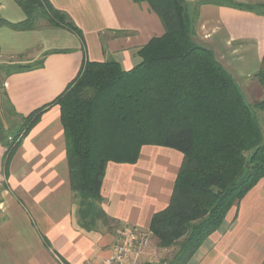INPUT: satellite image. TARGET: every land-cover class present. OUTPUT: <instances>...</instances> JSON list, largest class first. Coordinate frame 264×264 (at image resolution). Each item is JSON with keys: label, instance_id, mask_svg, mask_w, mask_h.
Here are the masks:
<instances>
[{"label": "crops", "instance_id": "crops-1", "mask_svg": "<svg viewBox=\"0 0 264 264\" xmlns=\"http://www.w3.org/2000/svg\"><path fill=\"white\" fill-rule=\"evenodd\" d=\"M80 31L52 27L36 19L35 29L0 26L2 66L38 65L14 73L5 90L16 112L29 116L53 102L77 77L85 61H116L125 71L142 62L140 51L165 34L147 1L47 0ZM193 40L212 51L235 78L251 104L264 98L258 74L264 57V15L219 0H185ZM250 4L247 0H231ZM194 18L193 22L192 19ZM0 20H27L15 0H0ZM45 21L47 26L41 27ZM193 23V26H192ZM264 135V112L258 114ZM0 142V264H102L117 241L135 229L150 230L156 213L167 208L184 160L159 146L142 148L135 164L110 162L102 186L103 208L120 225L117 234L86 232L77 223L70 184L67 140L59 106L48 110L4 168ZM264 263V179L227 214L189 264Z\"/></svg>", "mask_w": 264, "mask_h": 264}, {"label": "trees", "instance_id": "trees-1", "mask_svg": "<svg viewBox=\"0 0 264 264\" xmlns=\"http://www.w3.org/2000/svg\"><path fill=\"white\" fill-rule=\"evenodd\" d=\"M15 1L27 20L16 25L0 20V26L30 31L40 17L52 27L80 34L47 0ZM134 1L149 2L165 34L140 51L142 62L130 71L116 61H85L53 102L25 117L11 104L5 80L43 62L0 66L4 168L8 170L41 117L59 106L78 226L89 233L117 234L119 223L103 208L107 165L135 164L145 146L180 152L184 160L170 203L153 216L150 231L159 247H179L178 264H189L203 243L219 231L229 211L264 179V135L258 117L264 112V98L247 103L232 74L212 51L193 40L185 0ZM229 5L264 15V4L230 1ZM256 77L264 88V57Z\"/></svg>", "mask_w": 264, "mask_h": 264}, {"label": "built area", "instance_id": "built-area-1", "mask_svg": "<svg viewBox=\"0 0 264 264\" xmlns=\"http://www.w3.org/2000/svg\"><path fill=\"white\" fill-rule=\"evenodd\" d=\"M151 237L153 234L150 230L135 229L127 232L117 241L111 257L102 264H144L140 261V250Z\"/></svg>", "mask_w": 264, "mask_h": 264}, {"label": "rangeland", "instance_id": "rangeland-1", "mask_svg": "<svg viewBox=\"0 0 264 264\" xmlns=\"http://www.w3.org/2000/svg\"><path fill=\"white\" fill-rule=\"evenodd\" d=\"M231 0H224L223 3H230ZM250 4H253L257 2V0H247ZM233 2V1H232ZM248 5V4H246ZM198 8L192 7L191 10H189V16L197 17L196 10ZM191 18V17H190ZM192 19V22L194 20ZM41 27L47 26V23L45 21L40 23ZM193 26V23H192ZM4 61H7L6 58H2L0 56V66L4 63ZM4 78L3 74H0V81H2ZM244 93V92H243ZM245 95V94H244ZM247 103L251 104L248 100V98L245 96ZM252 105V104H251ZM4 188V186H0V189ZM179 247H171V248H161L158 245V241L156 238L151 237L148 244L143 246L140 250V261L144 264H178L176 255L178 254Z\"/></svg>", "mask_w": 264, "mask_h": 264}]
</instances>
